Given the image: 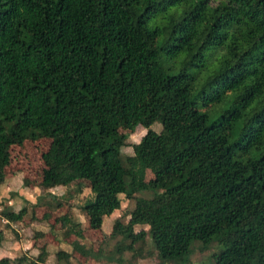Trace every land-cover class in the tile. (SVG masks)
Instances as JSON below:
<instances>
[{
  "label": "trees",
  "instance_id": "1",
  "mask_svg": "<svg viewBox=\"0 0 264 264\" xmlns=\"http://www.w3.org/2000/svg\"><path fill=\"white\" fill-rule=\"evenodd\" d=\"M209 51L216 63L200 79L193 69ZM155 123L160 132L121 154L128 133ZM39 139L50 140L42 160L54 186L88 184L79 208L90 230L119 195L135 199L113 225L109 261L189 264L193 242H215V264H264V0H0V185L11 148ZM0 214L22 223L28 210ZM55 221L81 235L68 214ZM47 256L42 247L0 264Z\"/></svg>",
  "mask_w": 264,
  "mask_h": 264
},
{
  "label": "rangeland",
  "instance_id": "2",
  "mask_svg": "<svg viewBox=\"0 0 264 264\" xmlns=\"http://www.w3.org/2000/svg\"><path fill=\"white\" fill-rule=\"evenodd\" d=\"M211 52L205 54L202 69H193L196 73L200 70L198 77L203 79L216 61L211 58ZM217 57L218 54H213ZM182 58L169 59L168 64H177ZM226 108L221 104L217 109ZM148 130L160 132V123H155L148 128L136 127L133 132L128 133L126 145L122 146V155L133 154L131 145L136 143L133 137L141 140ZM124 133V131H120ZM49 139L36 141H25L20 146H13L10 150V164L5 171L6 179L0 185V213L4 208L14 211L27 208L28 214L22 223H4L5 220L0 214V258H15L21 255L35 258L42 247L48 252L43 264H65L57 262L55 254L59 250L71 253L69 264H117L109 261L107 256L113 250L117 239H111L112 228L116 220L126 224L132 209L135 206V199H126L119 195V207L109 216L103 218L102 225L98 230L88 228L87 215L80 210V205L86 200L92 199L88 184L80 181L69 187L54 186L55 182L49 175L43 164L42 155L48 151ZM129 149L131 151H129ZM150 175H147V180ZM80 187V188H79ZM80 189V190H79ZM151 192H140L136 197H149ZM59 197L62 207L59 210H48L37 207L36 203L40 197ZM68 214L72 223L78 224L73 231L81 230V235L76 236L68 229L62 228L55 218ZM148 231L147 226H136L135 231ZM43 233L36 238V234ZM150 245V237H146ZM221 246L212 243L205 251L200 250V243L191 244L192 254L189 257V264H215L213 254L220 251ZM100 251L101 256L95 255ZM129 254L124 255L128 259ZM137 264H159L156 257L139 260Z\"/></svg>",
  "mask_w": 264,
  "mask_h": 264
},
{
  "label": "clouds",
  "instance_id": "3",
  "mask_svg": "<svg viewBox=\"0 0 264 264\" xmlns=\"http://www.w3.org/2000/svg\"><path fill=\"white\" fill-rule=\"evenodd\" d=\"M133 139L135 140L136 143H139L138 139H136L135 137H133ZM129 151H131V150L129 149Z\"/></svg>",
  "mask_w": 264,
  "mask_h": 264
},
{
  "label": "crops",
  "instance_id": "4",
  "mask_svg": "<svg viewBox=\"0 0 264 264\" xmlns=\"http://www.w3.org/2000/svg\"><path fill=\"white\" fill-rule=\"evenodd\" d=\"M4 223H6V221Z\"/></svg>",
  "mask_w": 264,
  "mask_h": 264
}]
</instances>
